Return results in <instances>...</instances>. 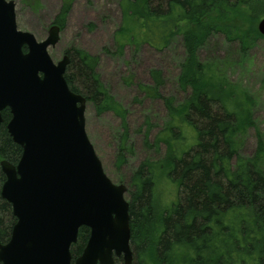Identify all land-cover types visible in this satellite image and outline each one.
<instances>
[{
  "label": "trees",
  "instance_id": "obj_1",
  "mask_svg": "<svg viewBox=\"0 0 264 264\" xmlns=\"http://www.w3.org/2000/svg\"><path fill=\"white\" fill-rule=\"evenodd\" d=\"M120 9L127 44L165 51L179 41L184 51L178 84L185 100L177 106L167 101L169 122L156 139V145H165L164 157L143 162L126 184L132 264H264V138L259 136L253 156L240 152L242 138L255 127V101L220 66L199 58L218 34L239 40L242 48L249 38H263L255 28L243 31L234 23L263 19L264 0H121ZM70 10V0H64L55 20L61 28ZM67 53L70 89L85 97L98 116L119 117L126 130L125 110L100 80L99 58L77 48ZM153 77L155 87L148 92L156 94L163 83L159 72ZM127 142L126 131L120 152ZM22 153L0 129L2 245L10 241L17 219L1 194L6 181L1 163L16 165ZM162 178L176 188L169 207L161 206L158 196ZM89 238L90 229L82 227L71 249L73 264ZM115 262L124 264L123 258Z\"/></svg>",
  "mask_w": 264,
  "mask_h": 264
},
{
  "label": "water",
  "instance_id": "obj_2",
  "mask_svg": "<svg viewBox=\"0 0 264 264\" xmlns=\"http://www.w3.org/2000/svg\"><path fill=\"white\" fill-rule=\"evenodd\" d=\"M60 32L53 25L39 42L18 29L15 2L0 0V111L10 109L8 132L23 149L16 165L1 163L17 222L0 264H73L82 227L90 238L74 264H132L127 187L106 175L87 135L88 101L65 78L70 56L55 63L49 54Z\"/></svg>",
  "mask_w": 264,
  "mask_h": 264
},
{
  "label": "rangeland",
  "instance_id": "obj_3",
  "mask_svg": "<svg viewBox=\"0 0 264 264\" xmlns=\"http://www.w3.org/2000/svg\"><path fill=\"white\" fill-rule=\"evenodd\" d=\"M8 1L16 4L19 30L33 34L39 42L47 39L64 3V0ZM70 2L71 10L61 28L60 40L49 49V54L55 63L74 48L99 58L97 71L100 80L125 110L127 128L121 127L119 117L112 113L98 116L93 106L87 104L86 131L106 175L113 183L126 186L143 162H159L164 157L165 145H156V139L169 122L167 101L173 99V104L177 106L185 100L186 94L178 84L184 51L179 41L165 51L154 50L148 44H127L128 33L120 32L124 25L121 0ZM259 22L238 19L234 26L243 31L249 27L258 31ZM262 37L249 38L245 48H242L239 40H229L225 35L218 34L199 52L202 62L220 66L229 80L241 85L255 101V127L249 129L241 140L240 152L245 157L253 156L259 136L264 138ZM153 72L160 73L159 79L163 83L156 94L148 92L155 87ZM126 131L128 142L120 152ZM175 195L176 188L172 182L162 178L158 185L161 206L169 207ZM126 198H129L127 194Z\"/></svg>",
  "mask_w": 264,
  "mask_h": 264
},
{
  "label": "flooded vegetation",
  "instance_id": "obj_4",
  "mask_svg": "<svg viewBox=\"0 0 264 264\" xmlns=\"http://www.w3.org/2000/svg\"><path fill=\"white\" fill-rule=\"evenodd\" d=\"M17 19V18H16ZM55 25H57L56 23H54ZM53 26V25H52ZM51 26V27H52ZM59 26V25H57ZM60 27V26H59ZM61 28V27H60ZM19 29V27H18ZM0 117H1V122H0V129L4 128L8 131V123L10 122L11 118H12V114L9 108H5L3 110L0 111ZM9 133V132H8Z\"/></svg>",
  "mask_w": 264,
  "mask_h": 264
}]
</instances>
